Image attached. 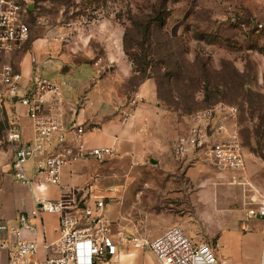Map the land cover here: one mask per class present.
Returning a JSON list of instances; mask_svg holds the SVG:
<instances>
[{
	"label": "rangeland",
	"instance_id": "1",
	"mask_svg": "<svg viewBox=\"0 0 264 264\" xmlns=\"http://www.w3.org/2000/svg\"><path fill=\"white\" fill-rule=\"evenodd\" d=\"M27 3L32 38L59 31H69L74 38L92 37L83 46L95 50L94 60L103 56L108 63L110 45L132 68L125 84L128 96L142 88L148 91V96L139 98L155 111L149 127L154 154L144 152L135 163L115 162L112 172L116 179L111 184L125 197L126 186L134 182V200L144 208L136 209L141 225L147 223L148 211L162 216L169 208L166 201L171 196L161 190L164 176L196 179L191 185H175L183 188V211L174 215L175 223L194 241L212 245L214 235L224 227L243 224L247 197L242 187L231 184L228 173L203 159L180 161L174 146L180 134L188 132L192 115L219 104L236 106L247 172L254 186L264 190V0ZM29 50L16 55L17 62ZM7 116L5 105L0 104V173L13 160ZM160 157L167 159L160 161ZM189 187L192 193L196 188L195 206ZM190 200L191 211L185 208ZM155 227L147 231L148 227L140 226L136 233L152 239ZM145 251L155 258L152 251Z\"/></svg>",
	"mask_w": 264,
	"mask_h": 264
},
{
	"label": "built area",
	"instance_id": "2",
	"mask_svg": "<svg viewBox=\"0 0 264 264\" xmlns=\"http://www.w3.org/2000/svg\"><path fill=\"white\" fill-rule=\"evenodd\" d=\"M29 7L27 0H0V104L5 107L17 102L23 104L35 131L32 141L20 143V122L10 120L8 138L14 143L11 171L17 179L30 185L34 181L27 175L25 165L35 160L36 174L40 179L44 183L61 186L66 166L77 160L104 162L116 155V149L88 148L84 125L67 124L66 99L60 83L36 71L30 84H23L24 75L16 67L14 57L28 50L31 40L27 20ZM58 38L64 40L65 36L60 34ZM104 62V57L99 56L94 65L98 68ZM140 101L139 96H135L127 107L120 110L122 123L133 117ZM187 131L175 142L177 158L189 162L203 159L228 173L230 183L240 185L246 193L247 220H260L264 225V190L254 186L247 172L238 108L219 104L199 111L191 116ZM106 208L105 199H97L93 205L85 206L78 201L64 199L37 200L35 209L28 214L22 213L16 224L0 221V250L8 248L1 238V234L7 232L17 239L14 248H10L7 264H118L114 257L125 245L151 250L160 264H220L211 244L194 241L179 225L170 227L153 239L136 232H115L114 222L106 215ZM42 213L60 217L59 237L45 244V258L38 257V241L23 236L25 231L36 229L33 218ZM261 264H264V249Z\"/></svg>",
	"mask_w": 264,
	"mask_h": 264
},
{
	"label": "crops",
	"instance_id": "3",
	"mask_svg": "<svg viewBox=\"0 0 264 264\" xmlns=\"http://www.w3.org/2000/svg\"><path fill=\"white\" fill-rule=\"evenodd\" d=\"M68 32H52L40 38L31 36L30 50L25 52L19 62L15 57V65L23 73V84L26 86L30 84L36 71L60 83L66 99L67 124L69 126L75 123L84 125L88 148L113 147L116 149V155L104 162L95 159L74 161L64 168L61 186L44 183L36 174L35 160H30L25 165L27 175L34 182L30 185L24 184L13 175L11 162L6 171L0 173V221L6 220L16 224L22 213L28 214L35 209L37 200L64 199L78 201L85 206L93 205L97 199H105L106 215L114 222L116 232L124 228L126 233L131 234L136 230L139 231L140 226L148 227L147 231H150L149 227L156 226L154 228L156 234L151 236L153 239L172 226H181L175 223L174 215H182L183 208L180 201L183 198V188L175 187V185L181 186L188 183L191 185L196 182V179L161 177L165 184L161 190L171 196L166 201L169 208H166L162 216L153 215L151 211H148L149 218L145 225H141L136 216L137 211L143 207L139 200H134L136 197L134 182H131L128 188L126 186L125 197L119 188L111 185L112 179H116L112 172L115 162L133 161L135 163L141 159L144 152L154 154L152 150L155 149L151 147L149 128L154 110L148 104L139 102L133 111V117L127 123H122L120 110L127 107L129 101L135 96H148V91L142 88L138 94L129 97L125 84L132 68L122 53L115 52L109 45L107 56L110 58V63L105 58L106 63L97 68L94 65L95 50L91 47L85 49L87 47L82 44L83 42L85 45L86 40L89 42L92 37L80 35L76 39ZM60 34L65 36L64 40L58 38ZM14 104L6 107L9 129L11 119L19 120L22 127L20 143H29L35 137L32 121L23 104L20 102ZM11 144L14 159V143L11 142ZM165 158L160 157L159 160L163 161ZM146 183L154 184L155 182L147 181ZM189 190L190 197L194 201L193 206H195L196 188L193 193L191 187ZM174 204L178 205L177 209L173 207ZM191 205L190 200L185 208L191 211ZM59 221L60 217L57 214L42 213L33 218L36 229L24 232V238L37 240L40 244L38 257L45 258L47 256L45 244L58 239ZM250 221H254L252 225ZM250 221L245 215L243 224L237 223L224 227L214 235L215 241L212 248L220 264H261L264 225L260 220ZM1 238L6 241L8 248L0 250V264H7L10 248H14L17 239L7 232H3ZM155 258L149 251L126 249L121 246L114 261L118 264H160Z\"/></svg>",
	"mask_w": 264,
	"mask_h": 264
},
{
	"label": "trees",
	"instance_id": "4",
	"mask_svg": "<svg viewBox=\"0 0 264 264\" xmlns=\"http://www.w3.org/2000/svg\"><path fill=\"white\" fill-rule=\"evenodd\" d=\"M32 41V39L29 41V44H28V49H30V42ZM13 105H15V104H13Z\"/></svg>",
	"mask_w": 264,
	"mask_h": 264
}]
</instances>
